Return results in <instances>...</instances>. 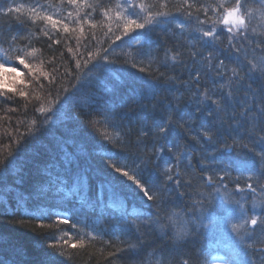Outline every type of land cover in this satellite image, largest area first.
<instances>
[{
	"label": "snow or ice",
	"instance_id": "1",
	"mask_svg": "<svg viewBox=\"0 0 264 264\" xmlns=\"http://www.w3.org/2000/svg\"><path fill=\"white\" fill-rule=\"evenodd\" d=\"M59 3L75 7L76 16L79 17L75 20V27L70 28L60 18L47 14L44 5L38 3L29 7L28 19L44 35L49 36V47L66 39L63 36L56 38L53 32L62 29L63 33L74 36L76 47L67 49L72 53L74 64L60 73L65 78L74 77L77 80L73 88L78 87L82 69L91 71L101 62H114L110 59V50H113L112 45L116 41L127 37L135 40L142 49L143 41L150 40V33L161 23H174L179 29L172 33L175 43L164 48V57L155 68L151 62L156 57L151 53L148 54L147 68L142 59L132 65L139 67L141 73L151 74L154 71L158 74L154 84L150 85L151 100L157 102L152 103L148 108L149 114L137 118L135 124L129 120L126 130L121 124V132L117 133L119 151L108 158L112 161L108 167L119 175L108 178L105 183L109 188H114L115 184H121L122 187L134 185L133 193L139 190L141 199L145 203L151 201L157 209L173 191L180 197L188 195L193 204L190 215L183 210H172L162 220L159 212L155 219H152L151 213L143 216L135 210L129 212L126 201L115 198L111 203L104 204L102 209L99 201H78L84 221L91 213L97 217L93 224L105 216L113 222L100 231H96L93 226L85 232L84 227L88 225L84 221H73L70 213H64L63 219H58L52 225L65 236H68L69 230L73 232L75 242H70L73 237H69L64 244L73 249H84L86 245L99 241L108 250L107 257L112 258L109 264H150L147 257L139 262L125 259V256L137 252L142 246L143 227L159 231L162 238L168 236L170 253H180L201 229L230 230L231 264H264V0H178L175 4L172 0H156V4H146L145 0H117L115 11L113 7L100 3V0L94 3L88 0H59ZM157 6V11L150 10ZM82 8L92 11L102 9L104 20H95L92 12H85L81 16ZM20 12L19 6L0 7V34L7 29L11 37L5 41L8 49L0 51L9 59L15 52V61L28 69V75L41 90L45 87L42 81H47L51 89L57 84L59 68H54L50 76L41 65L33 64L28 59L35 56L37 50L34 47L30 51L27 48L18 51L14 48L16 41L23 36L12 33V14ZM177 15L183 18V23L175 21ZM72 17L73 13L69 11L65 19L70 20ZM28 19L19 15L16 18L18 23L25 26ZM37 21L43 22L44 27L36 24ZM84 25L93 30L91 40H97L94 30L101 29L105 39L98 43L107 42V46L91 50L89 43L84 42ZM114 27L120 34L114 31ZM82 44L85 53L80 52ZM141 49H137L139 56L143 55ZM5 74L16 75H12L9 82ZM17 75L15 67L0 63V103L11 102L16 96L29 100V93L25 91L28 85L23 79H17ZM17 84L23 87L18 88ZM63 91L66 93L64 99H67L68 88ZM164 93H169L172 99H168ZM35 99L40 101L41 97L37 95ZM35 111L43 115L44 119H49L48 112L51 109L46 111L41 104L35 107ZM110 119L115 123L117 119L123 118L115 114L105 116L106 121ZM169 137H173L171 143ZM185 139L195 147L189 149ZM228 139H231V143L227 142ZM221 143L222 148L216 147ZM207 145H212L215 151H207ZM219 151L236 153L235 178L228 166H214L212 161H215ZM197 152H202L199 168L203 171L199 174L193 165V157ZM165 156L172 159L161 167L160 161ZM153 176L159 182L152 179ZM121 177L126 178V182H122ZM233 179L237 186L230 189L229 183ZM240 183L245 186L240 187ZM182 187L192 189L191 193L181 191ZM217 196L221 200V216L210 213L206 207ZM22 207L23 204H20L17 210ZM7 211L0 207V216L6 215ZM42 219L50 220L51 216L42 213ZM59 225L68 227L59 228ZM131 229L135 230L138 237L135 243L124 239L125 230ZM40 235L53 238L50 233ZM156 251L153 249L149 255H154ZM53 256H65L71 260V255L61 249L49 254L39 264H55ZM155 264H163V261L157 260ZM177 264H197V261L195 257L187 255L181 256ZM225 264L228 262L225 261Z\"/></svg>",
	"mask_w": 264,
	"mask_h": 264
},
{
	"label": "trees",
	"instance_id": "2",
	"mask_svg": "<svg viewBox=\"0 0 264 264\" xmlns=\"http://www.w3.org/2000/svg\"><path fill=\"white\" fill-rule=\"evenodd\" d=\"M88 2L94 3L95 0ZM116 2L117 0H100V3L113 7L114 11ZM177 2L178 0H172L173 4ZM35 3L44 5L47 14L60 18L68 23L70 28L75 27V20L79 19L74 6L60 4L59 0H14V2L0 0V7L11 5L19 6L21 9L19 14H12L11 31L15 35L23 36L16 41L15 50L27 48L30 51L34 47L37 50L36 54L28 59L33 60L36 65H41L50 76L54 68H59V73L56 74V86L49 89L48 82L42 81L45 85L43 90L28 75L26 69L24 74L29 79L24 83L28 85L25 91L29 93V100L16 96L11 102L0 103V207L8 210L6 215L0 216V264H39L49 254L59 252L61 249L71 255V260L66 259L65 256H53L55 264H109L112 258L107 257L108 250L103 248L99 241L86 245L84 249L70 248L64 244V241L73 237L70 242H75L76 237L73 232L69 230L68 236H65L52 225L58 219H63L64 213H70L73 221H84V214L79 211L77 202L86 200L92 203L99 201L101 209L104 204L111 203L113 198L126 201L129 212L135 210L143 216L151 213L152 219H155L159 212L163 220L166 213L172 210H183L191 214L190 209L193 208V204L188 195L180 197L173 191L163 200L160 209H157L151 201L145 203L141 199L142 194L139 190L133 193L134 185L122 187L121 184H115L114 188H109L105 183L108 178L119 175L108 167L112 163L108 158L119 151L117 133L121 132V124L126 130L129 120L135 124L137 118L148 115V108L152 103L157 102L151 100L150 85L154 84L158 74L154 71L151 74L141 73L139 67L132 65L142 59L147 68L148 54L151 53L156 57L151 62L152 67L155 68L159 60L164 57V48L175 43L172 33L178 32L179 29L174 23H161L150 33L151 39L143 41L142 49L135 40L127 37L122 41H116L112 45L113 50H110V59L114 62L107 64L101 62V65L92 68L91 71L82 69L79 73L78 87L73 88L72 85L76 84L77 80L74 77L65 78L60 73H64L74 64L72 53L67 49L75 48L76 40L74 36L70 37L69 33H63L61 29L60 32L53 34L58 39L61 36L66 39L60 44L49 47L51 43L49 36L44 35L28 19L29 7ZM145 3L156 4V0H145ZM150 10L157 11L158 6ZM172 10L174 11V8ZM69 11L73 13V17L66 20ZM85 12H92L95 20H104L102 9L98 8L96 11L89 8L80 9L81 16ZM18 15L28 19L26 26L17 22ZM175 21L184 22L178 15L175 16ZM36 24L44 27L41 21H37ZM48 28L53 31L50 26ZM84 28V42L89 43L91 50L107 46V42L98 43L99 40L105 39L101 29L94 30L97 40H91L93 30H90L88 25H84ZM114 31L120 34L115 27ZM76 34L78 35L79 32L77 31ZM10 39L8 30L5 29V32L0 34V50L8 49L5 41ZM137 49L142 50V56L137 55ZM80 52L85 53L83 44ZM14 56L15 52L9 59L0 51V63L14 65L16 63ZM156 86L162 87V85ZM64 88H68L67 99H64L66 95ZM37 95L41 97L40 101L35 99ZM163 95L172 99L169 93ZM41 104L46 111L51 109L47 120L35 111V107ZM109 114H115L123 119H117L115 123H112L111 119L106 121L105 116ZM172 140L173 137H169L170 143ZM185 142L189 149L195 147L191 141L185 139ZM227 142L231 143V139ZM206 147L209 152L215 151L212 145ZM216 147L222 148L223 144H218ZM201 154L202 152H197L193 157L197 174L203 171L199 168ZM171 159L170 156L161 159V167ZM237 159L234 151L217 152L215 161L209 157L217 168L228 166L233 178L237 176L235 170ZM152 179L159 182L155 176ZM121 181L126 182V178L121 177ZM236 186L237 183L233 179V182L229 183V188L235 189ZM239 186L245 185L240 183ZM180 190L185 193L192 191L187 187H182ZM20 204H23V207L17 210ZM206 207L212 214L223 215L219 196ZM14 211L15 215H13ZM42 213L51 216V219H42ZM96 220V216L88 213V219L84 221L88 227H84V231H89L93 226L96 231H100L113 222L107 216L93 224ZM41 224L44 227H40ZM67 227L59 225V228ZM125 232L124 239L137 242L138 237L134 229ZM142 232V246L137 252L125 256V259L139 262L147 257L150 264H155L157 260L163 261V264H177L181 256L191 255L196 258L197 264H210L212 258L217 256L221 257L224 263L227 261L231 264L230 230L201 229L180 253H170V239L168 236L162 238L159 231H150L147 227H143ZM40 233H50L53 238H45ZM168 235L170 236V232ZM153 249L157 250L156 253L149 255Z\"/></svg>",
	"mask_w": 264,
	"mask_h": 264
},
{
	"label": "rangeland",
	"instance_id": "3",
	"mask_svg": "<svg viewBox=\"0 0 264 264\" xmlns=\"http://www.w3.org/2000/svg\"><path fill=\"white\" fill-rule=\"evenodd\" d=\"M33 64H34V61L33 60H30ZM6 67H15L16 68V73L18 74L16 76L17 79H23V81L25 82V80H28V76L25 77V74L24 72H26V69L22 66V65H19L17 62L13 65V64H8L6 63L5 64ZM6 75V79L11 82L12 80V75H16V74H12V75H8V74H5ZM17 86L19 87H22V85L20 84H17ZM210 264H225L223 259L221 257H214L212 258L211 260V263Z\"/></svg>",
	"mask_w": 264,
	"mask_h": 264
}]
</instances>
